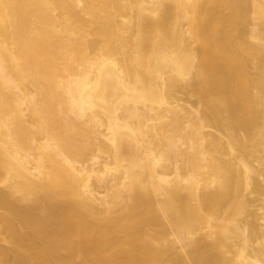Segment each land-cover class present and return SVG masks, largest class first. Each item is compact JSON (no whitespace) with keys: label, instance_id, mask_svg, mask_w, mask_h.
<instances>
[{"label":"bare ground","instance_id":"obj_1","mask_svg":"<svg viewBox=\"0 0 264 264\" xmlns=\"http://www.w3.org/2000/svg\"><path fill=\"white\" fill-rule=\"evenodd\" d=\"M0 264H264V0H0Z\"/></svg>","mask_w":264,"mask_h":264}]
</instances>
